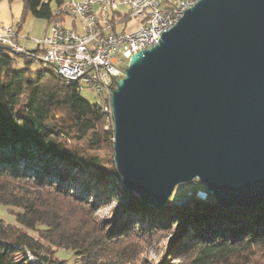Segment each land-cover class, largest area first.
Here are the masks:
<instances>
[{"label":"trees","instance_id":"16d2710c","mask_svg":"<svg viewBox=\"0 0 264 264\" xmlns=\"http://www.w3.org/2000/svg\"><path fill=\"white\" fill-rule=\"evenodd\" d=\"M21 1V21L63 18L55 13L66 0ZM14 55L26 60L21 70ZM30 64L0 43V206L14 219H0V264H67L57 249L76 264H136L164 232L172 238L158 264H264V204L221 209L196 180L183 184L187 204L173 193L163 208L142 203L116 172L103 104ZM113 202L115 218L95 215Z\"/></svg>","mask_w":264,"mask_h":264},{"label":"water","instance_id":"95a60500","mask_svg":"<svg viewBox=\"0 0 264 264\" xmlns=\"http://www.w3.org/2000/svg\"><path fill=\"white\" fill-rule=\"evenodd\" d=\"M109 105L116 172L142 203L196 180L221 209L263 205L264 0H199L130 57Z\"/></svg>","mask_w":264,"mask_h":264},{"label":"built area","instance_id":"2783aa9c","mask_svg":"<svg viewBox=\"0 0 264 264\" xmlns=\"http://www.w3.org/2000/svg\"><path fill=\"white\" fill-rule=\"evenodd\" d=\"M198 1L67 0L55 14L79 21L80 30L54 19L48 35L33 40L37 52L28 54L18 43L16 30L1 26L0 43L15 54H27L30 63L53 67L67 84L77 85L78 90L86 87L103 96V112L111 120L109 100L113 84L123 77L130 57L157 45L162 34ZM129 19L138 22L128 24Z\"/></svg>","mask_w":264,"mask_h":264},{"label":"rangeland","instance_id":"374dc122","mask_svg":"<svg viewBox=\"0 0 264 264\" xmlns=\"http://www.w3.org/2000/svg\"><path fill=\"white\" fill-rule=\"evenodd\" d=\"M23 14V3L21 0H13L8 2L7 0H0V24H5L6 26H12L15 30H18L21 36V42L27 47V51H32L31 49L35 48L33 40H41L49 33V24L43 19L34 18L29 13L24 14V19L21 21V16ZM21 21V22H20ZM63 22V19H61ZM138 22L136 19H129L128 24H134ZM120 28V26H119ZM122 28V26H121ZM127 31V30H126ZM15 68L21 70L24 66L26 60L15 56ZM42 67L41 63H32L30 64V69L37 70ZM47 69H50L55 72V69L51 66H47ZM114 87V86H113ZM81 97L86 99L91 104H103L106 99L91 91L86 87H81L79 90ZM107 127V126H106ZM105 127V129H106ZM108 172L111 170L107 165L103 166ZM186 185H178L174 192L173 196H180L181 199L174 201L176 206L187 204L189 201L190 189L185 188ZM188 189V190H186ZM186 190V191H185ZM184 192V193H183ZM203 191H197L196 196L200 199L206 197ZM118 214V205L116 203H111L105 207H101L95 212V215L98 217H111L115 218ZM0 219H2L6 224L14 223L13 216L10 215L7 211V207L0 206ZM172 235L169 232H164L161 237L154 239L148 248H145L139 256V261L136 264H158L163 257V249L168 246ZM56 256L62 258L66 261L67 264H76V258L73 255L72 251H66L63 249L56 250ZM167 258V257H166ZM168 259V258H167Z\"/></svg>","mask_w":264,"mask_h":264},{"label":"crops","instance_id":"0c3cea01","mask_svg":"<svg viewBox=\"0 0 264 264\" xmlns=\"http://www.w3.org/2000/svg\"><path fill=\"white\" fill-rule=\"evenodd\" d=\"M67 1V0H66ZM63 19V23H64V25L65 26H67V27H76L78 30H80V28H81V26H80V23H79V21H75V20H72V19H67V18H62ZM135 24V23H134ZM49 25H50V23H49ZM1 26H6L5 24H0V27ZM10 26V25H9ZM12 27V26H11ZM49 31V30H48ZM16 32L18 33V35H19V39H18V43L21 45V46H23L26 50H27V47H25V45L23 44V42H21L20 40H21V36H20V33H19V31L18 30H16ZM48 35V34H47ZM46 35V36H47ZM36 48H37V46H35V48L34 49H31L32 51H34V50H36Z\"/></svg>","mask_w":264,"mask_h":264}]
</instances>
